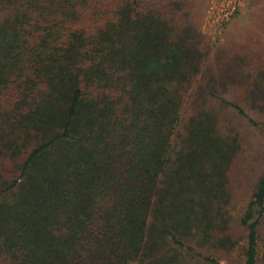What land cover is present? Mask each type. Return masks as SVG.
<instances>
[{"label":"trees","instance_id":"trees-1","mask_svg":"<svg viewBox=\"0 0 264 264\" xmlns=\"http://www.w3.org/2000/svg\"><path fill=\"white\" fill-rule=\"evenodd\" d=\"M195 14L0 0V264H264V174L236 217L244 139Z\"/></svg>","mask_w":264,"mask_h":264},{"label":"rangeland","instance_id":"rangeland-1","mask_svg":"<svg viewBox=\"0 0 264 264\" xmlns=\"http://www.w3.org/2000/svg\"><path fill=\"white\" fill-rule=\"evenodd\" d=\"M239 2L237 13L229 20H224L222 14L232 3L223 0H195L197 14L194 15L199 24L196 39L207 52L204 68H210L219 84V97H214L212 103L220 110L223 121L235 125L244 139L242 152L230 172L232 212L236 217L246 209L258 179L264 174V131L248 123L247 117L220 99L237 103L255 120L264 121L263 21L259 35L249 36L245 31L248 21L237 17L248 1ZM262 3L264 6V0ZM234 260L239 263V254ZM234 260L224 258L222 262L232 264Z\"/></svg>","mask_w":264,"mask_h":264},{"label":"crops","instance_id":"crops-1","mask_svg":"<svg viewBox=\"0 0 264 264\" xmlns=\"http://www.w3.org/2000/svg\"><path fill=\"white\" fill-rule=\"evenodd\" d=\"M245 10H243L237 17L248 21L245 31L249 36L259 35V30L264 26V6L262 0H247Z\"/></svg>","mask_w":264,"mask_h":264},{"label":"built area","instance_id":"built-area-1","mask_svg":"<svg viewBox=\"0 0 264 264\" xmlns=\"http://www.w3.org/2000/svg\"><path fill=\"white\" fill-rule=\"evenodd\" d=\"M227 3H232L227 10L222 14L225 18L224 20H229L234 14L237 13L238 7L240 5V0H223Z\"/></svg>","mask_w":264,"mask_h":264}]
</instances>
